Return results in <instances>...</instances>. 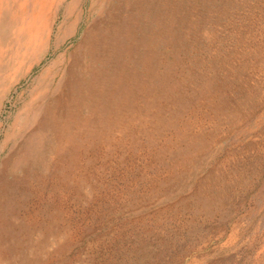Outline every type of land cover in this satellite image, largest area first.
Returning a JSON list of instances; mask_svg holds the SVG:
<instances>
[{"label":"rangeland","instance_id":"374dc122","mask_svg":"<svg viewBox=\"0 0 264 264\" xmlns=\"http://www.w3.org/2000/svg\"><path fill=\"white\" fill-rule=\"evenodd\" d=\"M33 1L0 71V264H264V0Z\"/></svg>","mask_w":264,"mask_h":264},{"label":"bare ground","instance_id":"6f19581e","mask_svg":"<svg viewBox=\"0 0 264 264\" xmlns=\"http://www.w3.org/2000/svg\"><path fill=\"white\" fill-rule=\"evenodd\" d=\"M35 1V6L36 8L39 7V11H40V7L42 9H44L43 7H45V3H46V0H34ZM33 1V2H34ZM49 1V0H48ZM55 1V0H53ZM29 0H0V19L2 18H5L7 20H9L11 22V26L8 28V32H4V30H0V71H1V67H2V64H3V60H5V55H6V48L8 47L7 46V40L5 39L6 37V34L9 35L10 32H12V34H16L15 33V30L16 28L21 32L22 29L24 28V21L22 20L23 19V16H24V12H25V9H26V6L28 4ZM50 2V1H49ZM52 2V0H51ZM34 5V4H33ZM49 5V4H48ZM52 5V4H51ZM49 7V6H48ZM47 7V8H48ZM32 13V12H31ZM37 13H34V15L32 16L31 15V22L30 24H34L36 27H38V22H39V28H41L42 25V22H40L41 20V16L40 14H37ZM3 16V17H2ZM43 17V16H42ZM18 20H21L20 24L18 22ZM43 21V20H42ZM47 23V21H46ZM26 26V25H25ZM28 26V25H27ZM4 27V24L2 26V29ZM28 29H30L28 27ZM45 29V28H44ZM36 30V29H35ZM39 30V29H38ZM48 30V29H47ZM43 32V31H42ZM31 33V32H30ZM37 33V32H36ZM39 34V33H38ZM37 34V35H38ZM36 34L33 35L32 33V37L33 38H37L38 39V36ZM40 35H43L42 33H40ZM39 35V37H40ZM49 35V34H48ZM15 36V35H14ZM25 36V39L27 40H30V34L29 32L26 30L25 33L23 34V37ZM47 37V36H46ZM45 37V38H46ZM8 38V37H6ZM24 39V42H27L25 41ZM36 39V40H37ZM2 40H3V43H4V47L2 46ZM22 40V39H21ZM11 42V41H10ZM23 42V43H24ZM41 42V41H40ZM22 43V42H21ZM22 43V44H23ZM37 43V42H36ZM36 45V44H35ZM10 46V45H9ZM24 47V45H23ZM29 48V47H28ZM30 49V48H29ZM18 52V51H17ZM26 53V52H25ZM18 54V53H17ZM22 54V53H21ZM7 58V57H6ZM25 58V57H24ZM23 64V63H22ZM17 65V64H16Z\"/></svg>","mask_w":264,"mask_h":264}]
</instances>
